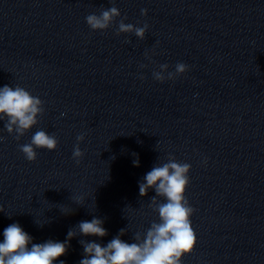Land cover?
<instances>
[{
    "label": "water",
    "instance_id": "95a60500",
    "mask_svg": "<svg viewBox=\"0 0 264 264\" xmlns=\"http://www.w3.org/2000/svg\"><path fill=\"white\" fill-rule=\"evenodd\" d=\"M112 6L121 16L91 30L85 17ZM124 17L148 24L144 39L116 34ZM180 62L185 74L153 78ZM5 85L39 97L45 111L19 140L0 120V242L12 223L33 243L63 242L93 217L108 235L74 229L54 264H79L80 240L106 246L125 229L121 239L135 242L159 222L155 190L142 197L139 183L171 155L191 165L197 243L182 264H264V0H0ZM38 130L58 147L29 162L19 146Z\"/></svg>",
    "mask_w": 264,
    "mask_h": 264
},
{
    "label": "clouds",
    "instance_id": "9594fccd",
    "mask_svg": "<svg viewBox=\"0 0 264 264\" xmlns=\"http://www.w3.org/2000/svg\"><path fill=\"white\" fill-rule=\"evenodd\" d=\"M141 14L147 15V9H141ZM120 16L119 9L112 6L100 9L99 14L87 15L85 20L91 30L103 32ZM125 19L127 18L120 19L116 34L134 33L141 40L144 39L148 24L136 27L126 24ZM145 55L147 56V53ZM159 67L160 71L153 72V78L159 82L174 80L189 70L188 65L182 62L176 64L174 72H167V64H161ZM43 103L39 97L33 96L23 87L5 85L0 88V120L6 119V131L17 140L23 137L38 124V118L44 114ZM3 139L0 137V140ZM76 139L72 157L79 164L84 155L79 142L84 140V135H78ZM57 147L58 140L55 135L38 130L30 142L20 145L19 149L29 162H34L37 159L36 149L53 151ZM133 155L136 156L135 153ZM133 165L139 166L138 156L133 160ZM190 170L189 163L177 161L171 155L166 163L156 164L139 183V195L143 197L150 189L155 190L156 195L151 198L150 206L158 212L159 222H153L143 235L136 233L133 237L135 242L132 243L121 239L125 229H121L106 246L95 241L80 240L84 255L79 264H182V257L191 254L197 243L191 222L195 209L185 195L190 184ZM157 197L166 202H159ZM103 224L102 219L93 217L91 221H81L75 228L70 229L63 242L49 239L44 243H33V237L24 231L19 223H12L3 231L0 264H54L59 257L67 253L69 241L77 236L74 229H78L79 235L85 237L102 238L108 235ZM59 264L65 262L60 260Z\"/></svg>",
    "mask_w": 264,
    "mask_h": 264
}]
</instances>
